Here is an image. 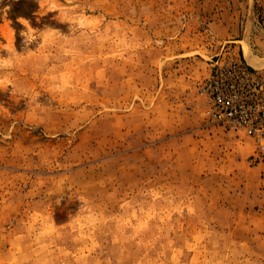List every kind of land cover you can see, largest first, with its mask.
<instances>
[{"label":"rangeland","instance_id":"374dc122","mask_svg":"<svg viewBox=\"0 0 264 264\" xmlns=\"http://www.w3.org/2000/svg\"><path fill=\"white\" fill-rule=\"evenodd\" d=\"M245 43L264 0H0V264H264V158L197 97Z\"/></svg>","mask_w":264,"mask_h":264},{"label":"built area","instance_id":"2783aa9c","mask_svg":"<svg viewBox=\"0 0 264 264\" xmlns=\"http://www.w3.org/2000/svg\"><path fill=\"white\" fill-rule=\"evenodd\" d=\"M205 119L226 133L248 139L264 158V75L227 52L197 89Z\"/></svg>","mask_w":264,"mask_h":264},{"label":"bare ground","instance_id":"6f19581e","mask_svg":"<svg viewBox=\"0 0 264 264\" xmlns=\"http://www.w3.org/2000/svg\"><path fill=\"white\" fill-rule=\"evenodd\" d=\"M243 54L248 65L256 70H260L264 67V59L254 56L247 43L243 46Z\"/></svg>","mask_w":264,"mask_h":264},{"label":"crops","instance_id":"0c3cea01","mask_svg":"<svg viewBox=\"0 0 264 264\" xmlns=\"http://www.w3.org/2000/svg\"><path fill=\"white\" fill-rule=\"evenodd\" d=\"M243 60H244V62L248 65V63L246 62L245 58H244Z\"/></svg>","mask_w":264,"mask_h":264}]
</instances>
